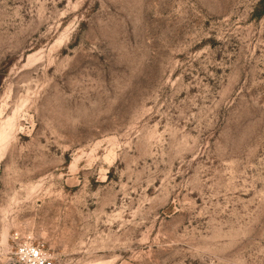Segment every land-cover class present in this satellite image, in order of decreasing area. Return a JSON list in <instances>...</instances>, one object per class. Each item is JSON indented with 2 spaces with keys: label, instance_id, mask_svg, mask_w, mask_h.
I'll return each mask as SVG.
<instances>
[{
  "label": "rangeland",
  "instance_id": "rangeland-1",
  "mask_svg": "<svg viewBox=\"0 0 264 264\" xmlns=\"http://www.w3.org/2000/svg\"><path fill=\"white\" fill-rule=\"evenodd\" d=\"M264 264L262 0H0V264Z\"/></svg>",
  "mask_w": 264,
  "mask_h": 264
},
{
  "label": "built area",
  "instance_id": "built-area-1",
  "mask_svg": "<svg viewBox=\"0 0 264 264\" xmlns=\"http://www.w3.org/2000/svg\"><path fill=\"white\" fill-rule=\"evenodd\" d=\"M15 258L17 264H53L52 256L44 245L34 240L23 238L22 234H15Z\"/></svg>",
  "mask_w": 264,
  "mask_h": 264
},
{
  "label": "trees",
  "instance_id": "trees-1",
  "mask_svg": "<svg viewBox=\"0 0 264 264\" xmlns=\"http://www.w3.org/2000/svg\"><path fill=\"white\" fill-rule=\"evenodd\" d=\"M262 2L264 3V0H262Z\"/></svg>",
  "mask_w": 264,
  "mask_h": 264
}]
</instances>
